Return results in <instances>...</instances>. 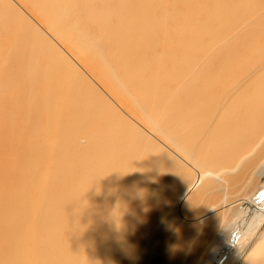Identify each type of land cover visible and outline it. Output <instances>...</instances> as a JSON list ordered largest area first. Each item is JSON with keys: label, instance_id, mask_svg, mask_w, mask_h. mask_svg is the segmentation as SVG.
<instances>
[{"label": "bare ground", "instance_id": "obj_1", "mask_svg": "<svg viewBox=\"0 0 264 264\" xmlns=\"http://www.w3.org/2000/svg\"><path fill=\"white\" fill-rule=\"evenodd\" d=\"M94 1L81 4L109 41L114 65L185 153L220 113L194 156L128 155L138 135L122 115L132 112L103 82L97 54L84 55L71 31L77 1L0 0V264H177L193 236L202 249L211 243L203 264H220L231 249L238 264H264V234L239 252L238 239L214 243L229 220L209 232L215 215L203 228L199 209L194 217L178 209L239 172L264 138V26L219 48L163 108L176 80L264 0H141L133 7L102 0L93 12ZM157 42L165 58L154 64L146 53ZM81 71L108 98L84 84ZM254 165L252 173L260 162ZM263 197L245 206L255 225L264 209L252 206ZM247 223L230 228L237 234Z\"/></svg>", "mask_w": 264, "mask_h": 264}, {"label": "rangeland", "instance_id": "obj_2", "mask_svg": "<svg viewBox=\"0 0 264 264\" xmlns=\"http://www.w3.org/2000/svg\"><path fill=\"white\" fill-rule=\"evenodd\" d=\"M76 1V12L79 15V20H77L78 24L71 25L72 33L77 37V39L83 46L84 55H87L88 51L90 53L92 52L97 54L101 65L105 69L103 82L109 85L114 92H118L120 94L125 103L128 105L130 111L132 112L131 116L126 113H123L122 115L125 122L129 126H132L138 135V141L133 149H129L128 155L146 156L150 153H156L160 151L165 156H194L195 149L200 146L199 144L205 141L206 132L209 126H212L213 121L219 115L220 111L216 112L212 116L211 120L207 124V130L205 129V132L203 134L196 137V146L194 147V149H192V152L185 153L187 150L184 152V150L181 148L182 143L176 141V139L172 136H167L159 129L158 123L163 121L164 119L155 118L149 112V109L143 102L144 99L137 93L136 87L134 86L131 79L127 77V75L119 65L117 67L114 65L115 56L113 53H111L109 41L105 40L97 32L93 22L91 21V15L88 13L85 7L82 6L81 0ZM101 1L102 0L94 1L93 12L99 9ZM122 1L124 3H127L128 5H131L132 7L133 5L142 6L141 0ZM225 18L226 16H223V19ZM255 26H264V3L261 4L259 8L257 7L256 10H253L251 13L247 14V16L244 15V17L240 18L232 26L231 30H227L223 34H221L220 38H218V40L214 42L210 49L207 50L204 55L195 62L193 70L190 73L182 75L178 80H176V86L168 94V98L164 102L163 108L170 105V99H172L173 96L183 88L185 81L191 75L198 71L201 64L207 58L212 57L219 48L225 46L229 41L235 39L238 35L247 32ZM146 58L149 62H153L154 64H158L164 61L165 57H163V50L159 47L158 42L155 46L152 45V47L149 48L146 53ZM165 62H167V59H165ZM81 72L84 76V84L89 85L99 98H108L106 93L100 86L93 83L90 80L89 76L87 74H84L83 71ZM162 72L165 74L163 70ZM144 73L147 75L150 74V69L145 68ZM88 111L90 112V107L88 108ZM83 123L84 125L88 124V115L86 114ZM71 137L72 136H69V138ZM74 140L76 143L83 142V139L80 137H75ZM254 144L250 147V150L247 151V153H249V156L246 155L248 157L243 159L241 165L243 168L240 169L239 172L235 171L233 174H229L226 177L225 181L219 180L218 182H212V187L210 188V190H208V192L199 195L194 201L192 200L190 203H186L185 201L182 202L178 208L180 209V217H194L193 213L197 212L196 210L199 209V223L201 220L204 221V224H202L203 221H201V225L203 226V228L208 224V217L215 215L213 217V219H215V222L212 224V227H210L211 230H208L209 232L213 231L216 226L217 228H219V224L225 223L226 220H229V223L225 225V227L221 226L222 229L219 232L220 236L217 237L214 243L216 242L218 245H224L226 242L229 243L238 239L240 240V244L238 246L239 252L245 250L246 247L261 239V235L264 234V216L261 217L257 221V225H255L253 224V220L255 218L253 219V215L249 214L250 211H247L248 209H245V206L251 199H253V197L264 192V138L259 139L258 142ZM48 148H50L49 145ZM258 161L260 162V165L252 173L253 166H255L254 164ZM252 162L253 164H250ZM236 172L237 175H235ZM224 201L226 204H224ZM192 203L194 205H192ZM254 206H256L255 210H257L259 207H263L264 209V199L260 200L252 207ZM187 211L190 212L188 213ZM224 211L225 214L223 215ZM223 216H225V220L222 219ZM181 219L185 221L187 225L186 228H189V231L191 230L192 232L193 229V232L196 231V227L194 228V225L191 224L189 220H186L184 218ZM238 219H243L248 223L246 227L241 229L242 231L234 234V231H232L230 227L232 224L239 221ZM207 226L210 225L208 224ZM191 235L192 234L190 233L189 237ZM200 238H202V235ZM196 240L197 238L193 236V240L189 242L186 249H182L178 256L181 262H179L178 260L177 264H192V262H194L195 264L204 263L207 253L206 251L210 247L211 243L207 244L202 249L200 247V244ZM186 251L188 252L186 253ZM237 252L238 251H234L232 249L227 250L221 258L220 264H238L241 260V256L237 254ZM154 254L157 255L158 252ZM154 258L155 257L152 254L150 256V259Z\"/></svg>", "mask_w": 264, "mask_h": 264}]
</instances>
